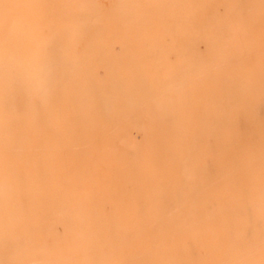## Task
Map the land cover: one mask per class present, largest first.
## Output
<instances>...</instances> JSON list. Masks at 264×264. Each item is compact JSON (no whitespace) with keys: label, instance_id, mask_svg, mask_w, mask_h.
Instances as JSON below:
<instances>
[{"label":"bare ground","instance_id":"6f19581e","mask_svg":"<svg viewBox=\"0 0 264 264\" xmlns=\"http://www.w3.org/2000/svg\"><path fill=\"white\" fill-rule=\"evenodd\" d=\"M155 6L160 14L141 22L146 36L136 39L149 40L151 58L162 59L159 87L148 83L149 72L134 71L122 98L105 107L113 113L72 115L73 129L61 116L49 122L50 112L0 114V264H75L81 236L63 211L99 210L101 198L112 196L202 198L191 207L217 214L218 264H264V105L255 100L264 94V0ZM162 32L172 46L163 44ZM61 86L53 93L63 94ZM161 110L171 130L149 129L163 126ZM157 228L189 231L195 224L164 218ZM148 246L164 248L160 241ZM185 251L177 261L193 264V250Z\"/></svg>","mask_w":264,"mask_h":264},{"label":"rangeland","instance_id":"374dc122","mask_svg":"<svg viewBox=\"0 0 264 264\" xmlns=\"http://www.w3.org/2000/svg\"><path fill=\"white\" fill-rule=\"evenodd\" d=\"M155 3L156 0H0V83L5 84L0 105L14 106L9 110L0 108V114H21L25 108L36 116L50 112L49 122L61 116L67 123L65 128L73 129L72 115L113 113L105 107L122 98L123 85L131 80L134 71L149 72L148 83L155 89L159 87L162 81L155 79V73L161 69L162 59L151 58L149 40L140 43L136 39L146 36L140 30L141 22L160 14ZM162 33L163 44L172 46V36ZM155 36L156 33L153 40ZM200 47L204 48L202 44ZM259 64L264 67V54ZM57 83L62 85L63 94L53 93ZM255 100L259 106L264 105V94ZM31 105L33 108L28 109ZM158 114L164 119L163 126L149 129L171 130L165 123L168 118H163L167 110ZM162 121L159 119L160 124ZM46 128L56 129L49 123ZM101 199L99 210L77 206L62 213L69 222L75 220L81 236L75 264H179L176 258L184 255L187 248L193 250V264H218L217 214L211 216L207 210L199 214L191 207L193 202L204 199ZM117 200L131 203L127 209L116 210L113 204ZM162 200L174 204L160 205ZM146 201L154 204L147 205ZM164 218L195 224V230L161 231L157 224ZM139 222L148 223L150 229L140 230L136 226ZM111 241L116 245L109 251ZM154 241L163 242L164 248L154 250L148 246ZM61 242L64 246V237ZM98 254L104 259L100 263L96 262Z\"/></svg>","mask_w":264,"mask_h":264}]
</instances>
